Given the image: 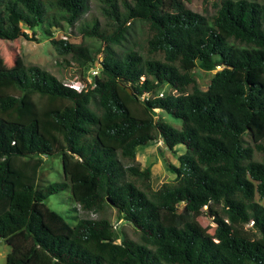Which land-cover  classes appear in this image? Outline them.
Here are the masks:
<instances>
[{
    "label": "trees",
    "instance_id": "obj_1",
    "mask_svg": "<svg viewBox=\"0 0 264 264\" xmlns=\"http://www.w3.org/2000/svg\"><path fill=\"white\" fill-rule=\"evenodd\" d=\"M208 1L211 13L188 0H103L109 31L80 23L102 43L93 47L51 32L81 21L87 0H0V39L31 38L22 22L32 34L43 27L79 71L101 57L95 86L78 92L19 54L9 66L0 54L4 264H264V206L255 198H264V0ZM130 21L143 25L142 42L118 51ZM216 66L202 89L195 67ZM11 86L20 93L3 91ZM34 94L64 103L41 112ZM142 96L147 115L136 116L129 103ZM157 108L180 126L155 118ZM49 121L60 130L64 179L39 186L19 162L54 153ZM158 139L174 154L185 149L167 165L175 176L155 187L136 148ZM61 190L88 216L70 224L51 209L46 199ZM203 207L211 234L194 218ZM114 217L137 237L119 233Z\"/></svg>",
    "mask_w": 264,
    "mask_h": 264
},
{
    "label": "rangeland",
    "instance_id": "obj_2",
    "mask_svg": "<svg viewBox=\"0 0 264 264\" xmlns=\"http://www.w3.org/2000/svg\"><path fill=\"white\" fill-rule=\"evenodd\" d=\"M45 2V0H42ZM120 1V0H118ZM103 0H87V10L81 17V21H78L74 24H67L62 22L59 26H54L51 28V32L55 39H64L73 43H86L89 46H98L100 43L98 37L92 35L84 34L83 30L80 29V23H86L91 25L93 21L97 22V27L99 31H104L105 33L109 31V23L106 16L102 14L101 6ZM188 5L198 12L202 13H211L213 8L210 5V2L204 0H188ZM20 26L25 30L31 38H25L20 36L14 40H2L0 39V54L3 55L6 65H11L14 59L15 54H19L23 57L25 62L37 64L53 74L57 75L59 79H74V78H83L87 74V69H81L79 71L76 68L75 63H70L68 66L60 57L57 56L49 37L44 31L43 27L34 28L35 34H32V31L24 24L20 23ZM129 27L126 39L123 41L122 45L115 46L118 51L127 49L128 47H135L139 49V45L142 42L144 35L143 25L139 21H130L127 22ZM220 66H216L215 69L211 71H205L199 67H195V75L198 79L199 86L202 89H205L209 83L210 77L219 69ZM167 89L163 87L162 90ZM8 91L10 93L19 94L20 91L14 86L4 89L3 91ZM33 101L35 102L36 108L39 111L49 112L53 107L59 106L64 103L62 100H50L45 97H40L39 95L32 96ZM143 98H139L135 102H130L129 106L131 112L136 116H145L147 112L144 108ZM18 111L11 110V117H17ZM154 117H159L165 121L172 123L174 126H180V120L169 116L161 109L154 110ZM152 115V114H151ZM47 137L54 146V153L50 155H39L34 158L20 160V164L28 172H33L36 182L39 186H45L48 183L55 181H62L63 178V169L60 153L61 140H60V130L52 122H48L47 128L45 130ZM184 145L177 146L176 154L182 153L184 151ZM176 154L171 150L167 149L165 144L161 139L150 141L146 145H139L136 148V160L139 161L140 166L144 168L147 165L151 166V174L153 177V182L155 187H158L162 182L169 181L172 179L175 174L167 170L168 163L177 164ZM256 200L264 206V198L259 199L258 196H255ZM46 204L57 213H59L67 222L74 224L78 218L88 216L84 211H82L79 206L71 199L68 190H61L57 193L51 194L46 199ZM178 207H182V203L178 204ZM217 210L220 211L219 206ZM116 213L114 212V216ZM94 217L96 214H90ZM194 218L202 225L204 228V233L211 234L214 222L212 216L207 211L206 207H203L194 214ZM113 225L115 229L119 230L124 229L128 236L136 238L137 235L132 231L131 225L122 218L115 219L113 218ZM250 224L244 225L248 231ZM120 233V232H119ZM119 241V239L117 240ZM11 251V245L5 240L0 239V264H4L6 261L7 254Z\"/></svg>",
    "mask_w": 264,
    "mask_h": 264
},
{
    "label": "built area",
    "instance_id": "obj_3",
    "mask_svg": "<svg viewBox=\"0 0 264 264\" xmlns=\"http://www.w3.org/2000/svg\"><path fill=\"white\" fill-rule=\"evenodd\" d=\"M99 59L90 64L87 69V74L83 78L66 79L62 81L64 86L70 87L78 92L87 91L95 86V77L99 74ZM143 98V96H142Z\"/></svg>",
    "mask_w": 264,
    "mask_h": 264
},
{
    "label": "water",
    "instance_id": "obj_4",
    "mask_svg": "<svg viewBox=\"0 0 264 264\" xmlns=\"http://www.w3.org/2000/svg\"><path fill=\"white\" fill-rule=\"evenodd\" d=\"M128 91H130V89L128 88Z\"/></svg>",
    "mask_w": 264,
    "mask_h": 264
}]
</instances>
